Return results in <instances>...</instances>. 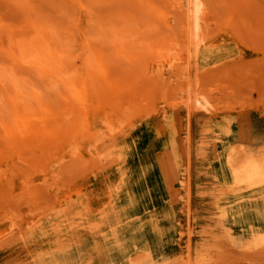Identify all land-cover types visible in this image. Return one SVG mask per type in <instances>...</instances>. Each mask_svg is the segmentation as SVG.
<instances>
[{
    "label": "rangeland",
    "instance_id": "374dc122",
    "mask_svg": "<svg viewBox=\"0 0 264 264\" xmlns=\"http://www.w3.org/2000/svg\"><path fill=\"white\" fill-rule=\"evenodd\" d=\"M189 1L191 0H0V171L3 172L0 181L2 175L3 179H10L9 172L12 170L28 177L37 175L38 172L43 173L41 171L51 163L53 152L50 150L54 144L59 146V142L51 138L52 133L57 132L53 131L57 123L49 121L50 126L46 123L43 127L45 121L42 119L45 116L37 112L36 104L30 98L26 97L25 102L23 96L26 91L38 90L43 94L36 91L42 96V101H45L43 105L50 116H57L60 111H66L65 107L67 110L72 107V115L66 114L65 121L70 127L69 133L73 129L74 132L82 133L86 128L82 125L84 129L80 126L82 130L79 129L77 125L80 124L76 125V121L72 119L79 112L78 100L70 90L73 84L61 78L52 88L50 76H44L45 69L51 68L55 59L60 60L62 72H74L76 68L78 70L83 67L96 78L94 91L97 88L98 91L95 96L102 106H107L106 111L115 121L113 127L121 129V133L134 134L139 129L154 126L158 132L165 134V138H171L172 145L178 150L179 161L184 162V167L192 169L189 171L192 176L196 175L194 167L201 163L199 158L206 153L205 145L197 146L198 143L211 140L224 159L231 146L236 147V153H241L248 149L246 145H263L264 0H198L196 19L190 13L195 2L191 4ZM196 20H199L201 27L200 24L196 26ZM205 23L209 25L208 30L207 25L204 27ZM192 30L199 38L197 44L193 43V47L192 42L197 37L195 35L191 38ZM201 31H204L205 36H200ZM204 43L224 48L228 52L227 63L222 64L224 66L203 68L192 57L188 62L186 57L191 56L193 49L197 50ZM168 51L173 53L168 54ZM39 62L42 65L40 70H36ZM71 64H75V67H70ZM194 77L198 88L194 85ZM10 80L22 87L21 92L14 93ZM185 83L195 87L191 88L194 96H191L192 91L189 92L188 89L191 86ZM181 87L184 88L182 92ZM176 89L177 92L180 91L178 95ZM195 94L209 100L212 106L208 108L210 111L198 108L193 98L196 97ZM187 95L188 98L191 96L186 104L192 107L191 110L190 106L187 109L184 104L187 102ZM116 98L119 99L118 102L115 101ZM123 106H127L129 111ZM14 114L16 120H11ZM204 120L210 124L211 129H206V133H199V122ZM14 121L18 126L17 134L11 127ZM248 121L253 126L257 124L263 131L251 133L250 136L245 129ZM104 131L110 130L105 128ZM200 135L205 136L200 138ZM79 160L61 163L63 166L56 169H62L60 171L64 177L74 178L82 173L87 162L81 160V164ZM50 174L56 175L55 172ZM187 181L191 203L186 211L194 210L195 205L202 204L200 200H196L198 196L195 190H191V187L196 188L197 185L192 183L196 181L191 180L190 184V176ZM0 189V205L6 200L12 202V199L14 206L19 204L22 196H16L18 201L15 200V195L6 191L2 182ZM197 208L200 219L204 218L201 211H204L203 207ZM193 217L190 212L179 220L178 253L172 263L188 264L191 261L190 264H247L241 259L243 254L239 255L238 249L232 245V237L215 233V228L206 220L199 219L197 222ZM223 241L234 246L235 249H232L227 245L232 253ZM210 247L222 250L219 252ZM223 249H227L226 252ZM233 251L238 254L236 257L241 256V260L235 257ZM221 253L222 256L227 253L229 256L221 258ZM250 255L251 252L248 253ZM198 256H205L208 261L201 258L203 262L194 263L195 260H200Z\"/></svg>",
    "mask_w": 264,
    "mask_h": 264
},
{
    "label": "bare ground",
    "instance_id": "6f19581e",
    "mask_svg": "<svg viewBox=\"0 0 264 264\" xmlns=\"http://www.w3.org/2000/svg\"><path fill=\"white\" fill-rule=\"evenodd\" d=\"M189 2L191 4L195 2L190 13L194 14L196 19L199 10L198 0ZM192 21L194 23V20ZM196 22L197 20L196 26L200 24L199 20ZM206 25L202 24L204 27ZM199 33L200 36L205 34L204 31ZM195 35L197 37L196 32H191V38ZM197 39L199 38L192 42V47L193 43L197 44ZM170 53L173 52L170 51L168 54ZM227 53L220 45L204 43L197 50L193 49L191 56L186 58L189 62L192 57L197 65L210 68L212 65H225ZM37 65L36 70H40L42 63L39 62ZM90 65L92 66V63ZM73 66L75 67V64H71L70 67ZM76 69L74 72H62L60 60L55 59L51 68L45 69L44 76H50L52 88L61 78L73 84L74 87L70 86V90L78 100L79 112L72 119L76 121V125L80 124L77 127L82 125L86 127L85 129L82 127L84 132L79 127L82 133L74 132V129L69 133L70 127L65 121L66 114L72 115V107L70 110L68 108L69 111L64 108L68 112L60 111L57 116H50L49 111L44 108L45 101H42L43 94L40 91L36 90L41 95L35 90H28L23 96L25 102L26 97L34 101L37 112L45 116L41 118L45 121L43 127L46 123L50 126L49 121L57 123L53 130L57 132L52 133L51 138L58 141L59 146L54 144L50 150L54 159L51 157V163L41 171L43 173L38 172L37 175L28 177L12 170L9 172L10 179L6 177L3 179L4 175L1 176L0 182L5 184L6 191L15 195V200L18 201L16 196H22V199L16 206L13 205V199L12 202L6 200L9 203L5 204L4 201L5 203L0 205V264H170L178 253L179 220L184 214L188 216L191 212L198 222L200 219L198 206L204 209L201 211L205 217L201 219L215 228V233L232 237V245L238 249L236 250L240 252L239 255L243 254L240 258L244 259V263L257 264L262 261L260 264H264V144L256 147L246 145L248 149L241 153H236V147L231 146L224 159L211 140L198 143L197 146L205 145L206 153L199 158L201 163L194 167L196 175L192 176V173H189L191 168L184 167V162L179 161L178 150L172 145L171 138L167 136L165 138V134L158 132L154 126L139 129L128 135H125V132L121 133L118 127L114 128L115 121L106 111L107 106H104L103 102L102 106L95 96L98 91V88L94 91L96 78H93L86 68ZM11 80L9 82L14 93L21 92L22 87ZM193 80L196 85L195 77ZM195 87L188 88L189 92ZM177 89L175 91L178 95L184 88L181 87L179 92ZM190 93L188 95L194 96V91ZM188 95L185 105L189 103V99L191 100V96L188 98ZM195 95L193 98L198 108L208 110L212 107L206 97ZM118 100L115 99L116 102ZM189 108L192 109L191 106ZM198 108L196 106L195 109ZM122 113L125 115L124 111ZM13 119L16 120L15 114L11 120ZM246 123L248 126H245V129L250 136L251 133L263 131L257 124L253 126L250 121ZM168 124L169 122L167 126ZM12 125H10L13 127L12 131L17 134L18 126L15 121ZM209 125L205 120L200 121L199 133H206V129H211ZM105 128H109L110 131H104ZM204 136L200 135V138ZM74 160L87 161L86 164L83 162L85 168L83 166V171L80 169L82 172H79L80 175L72 178V174L71 178H66L67 176L64 177L60 171L62 169H56L67 161ZM1 172L0 175L3 173ZM51 172H55L56 175L53 176ZM189 176L190 184L197 185L195 189L191 187V190H195L198 196L196 200H200L202 204L195 205L193 202L192 206L195 205L196 209L193 207L194 210L186 211L191 203L187 181ZM191 180L196 182L191 183ZM211 247L212 250H218V247L216 249ZM231 248L235 249L234 246ZM221 250L219 248L218 251ZM226 250L223 249V252ZM228 250L232 253L230 248ZM206 252L208 253V250ZM250 252L252 256H248ZM222 253L221 258H224L225 255L222 256ZM233 253L235 257L238 255L234 251ZM227 255L228 253L226 258ZM198 257L200 260H195L194 263L203 262L201 258L207 260L205 256ZM208 259L211 261L209 256Z\"/></svg>",
    "mask_w": 264,
    "mask_h": 264
}]
</instances>
